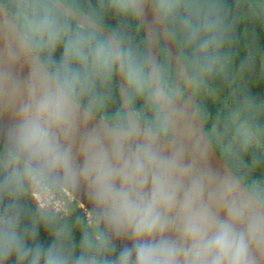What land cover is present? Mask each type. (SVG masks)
I'll list each match as a JSON object with an SVG mask.
<instances>
[{"label": "trees", "instance_id": "obj_1", "mask_svg": "<svg viewBox=\"0 0 264 264\" xmlns=\"http://www.w3.org/2000/svg\"><path fill=\"white\" fill-rule=\"evenodd\" d=\"M62 1L113 33L121 48L132 111L151 130L165 128L147 80L144 35L127 0ZM25 2L12 10V16L53 77L67 84L72 98L85 108L103 114L112 124L126 125L113 55L105 38L48 0ZM154 2L185 64L211 144L264 204V0ZM58 45L63 48L61 68ZM159 72L173 94V71L161 39ZM7 150L0 143V223H17L16 230L26 247L61 245L70 257L69 264H75L81 255L88 264H119L120 252L102 227L96 220L88 225L75 204L66 216L37 207L4 166L1 155ZM46 232L52 233L51 238ZM3 264L20 262L12 254Z\"/></svg>", "mask_w": 264, "mask_h": 264}, {"label": "clouds", "instance_id": "obj_2", "mask_svg": "<svg viewBox=\"0 0 264 264\" xmlns=\"http://www.w3.org/2000/svg\"><path fill=\"white\" fill-rule=\"evenodd\" d=\"M35 87L40 94L30 93L23 106L26 118L18 126V145L50 169H63L74 182L82 170L101 218L132 242L120 252L119 264H255L251 248L264 244V209L235 199L227 184L216 192H206L200 178L183 184L186 171L179 160L151 143L126 152L122 138L116 137L110 151L97 147L93 138L85 164L76 167L57 135L68 136L75 127L69 87H53L38 72L30 85ZM17 226L0 223V264L12 254L20 264H69L70 257L57 243L47 249L26 247ZM168 231H176L178 238L165 237ZM75 264L88 262L81 255Z\"/></svg>", "mask_w": 264, "mask_h": 264}, {"label": "water", "instance_id": "obj_3", "mask_svg": "<svg viewBox=\"0 0 264 264\" xmlns=\"http://www.w3.org/2000/svg\"><path fill=\"white\" fill-rule=\"evenodd\" d=\"M48 1L69 18L97 31L107 41L113 55L118 91L128 123L127 128L111 124L72 98L75 108L74 130L68 136L62 132H58L57 135L61 147L71 154L72 163L76 167L85 164L89 141L93 138L97 140V147L110 151L116 137L122 138V146L126 152L133 151L138 145L151 143L161 154L174 156L179 160L181 170L186 171V175L182 177L183 184H189L194 178L203 179L206 192H216L227 184L234 189L235 199L255 208L264 209V204L237 177L211 144L197 108L185 64L154 0H127V2L144 35L147 80L152 98L162 113L170 133L169 137L144 126L132 111L121 48L113 33L83 13L69 7L62 0ZM160 39L174 72L175 97H170L166 93L160 80ZM37 72L51 86L58 85L59 82L34 51L25 34L0 0V143L38 174L53 181L59 188L69 191L93 214L107 239L118 252L130 248L132 242L127 237L118 235L99 215V210L92 199L90 182L84 177L82 170L74 182L64 175L63 169H50L43 160L34 158L20 149L17 136L18 126L26 118L22 111L23 106L28 103L30 93L34 97L40 94L38 87L30 88ZM178 73L181 74L184 84V97L179 93ZM221 214L223 215V212ZM164 236L174 239L178 238V233L168 231ZM251 254L255 264H264V244L253 245Z\"/></svg>", "mask_w": 264, "mask_h": 264}, {"label": "built area", "instance_id": "obj_4", "mask_svg": "<svg viewBox=\"0 0 264 264\" xmlns=\"http://www.w3.org/2000/svg\"><path fill=\"white\" fill-rule=\"evenodd\" d=\"M28 193L32 201L41 210L52 211L59 216H66L71 213V205L75 204L81 211L86 223L93 225L95 218L93 214L67 190L55 188L44 180L40 174L31 176Z\"/></svg>", "mask_w": 264, "mask_h": 264}, {"label": "flooded vegetation", "instance_id": "obj_5", "mask_svg": "<svg viewBox=\"0 0 264 264\" xmlns=\"http://www.w3.org/2000/svg\"><path fill=\"white\" fill-rule=\"evenodd\" d=\"M1 2L4 4V6L8 9L9 13L11 15H13L14 13L12 12V10L23 7V5H26L25 0H1ZM13 17V16H12ZM14 19V18H13ZM75 21V20H74ZM76 22V21H75ZM78 23V22H77ZM80 24V23H79ZM82 25V24H80ZM23 32V31H22ZM24 33V32H23ZM26 36V35H25ZM62 52H63V48L61 47V45H58V66L59 68H61V66L63 65V59H62ZM170 67L172 68L171 64ZM173 71V69H172ZM160 74V72H159ZM173 76H174V72H173ZM160 80L162 83V86L164 87V90L166 91V93L170 96V97H175V93H176V84H175V77H174V88H173V94H171V86L169 84H163L162 82V78L160 75ZM178 82H179V93L182 97H184V84L181 78V74L178 73ZM63 83V82H60ZM74 99V98H73ZM98 115L102 116L104 119V115L99 113ZM112 124V123H111ZM115 125V124H114ZM116 126L118 127H123V128H127L128 127V123L125 125L123 122H119L116 124ZM150 129V128H149ZM157 133L165 136V137H169L170 133L165 125V128H161L159 130L156 131Z\"/></svg>", "mask_w": 264, "mask_h": 264}, {"label": "rangeland", "instance_id": "obj_6", "mask_svg": "<svg viewBox=\"0 0 264 264\" xmlns=\"http://www.w3.org/2000/svg\"><path fill=\"white\" fill-rule=\"evenodd\" d=\"M1 160L10 175L22 184L28 192L31 176L39 174L9 150L2 153Z\"/></svg>", "mask_w": 264, "mask_h": 264}]
</instances>
